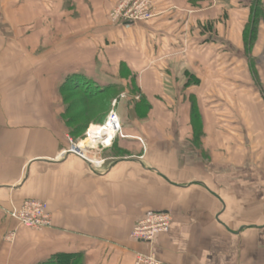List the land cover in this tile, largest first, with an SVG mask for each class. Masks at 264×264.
<instances>
[{"label": "crops", "instance_id": "0c3cea01", "mask_svg": "<svg viewBox=\"0 0 264 264\" xmlns=\"http://www.w3.org/2000/svg\"><path fill=\"white\" fill-rule=\"evenodd\" d=\"M118 1L0 0V264L61 252L83 254V264H134L139 251L162 264H264V21L248 56L251 0L230 1L240 24L233 17L222 34L220 12H204L217 0H153L151 20L113 24ZM237 61L247 85L233 72H201ZM75 73L108 93L135 85L150 105L147 119L124 123L101 169L63 154L61 86ZM209 78L228 90H205ZM28 198L49 203L51 227L26 228L7 213ZM153 211L172 214L169 231L133 240Z\"/></svg>", "mask_w": 264, "mask_h": 264}, {"label": "built area", "instance_id": "2783aa9c", "mask_svg": "<svg viewBox=\"0 0 264 264\" xmlns=\"http://www.w3.org/2000/svg\"><path fill=\"white\" fill-rule=\"evenodd\" d=\"M154 16L153 0H119L109 12V19L113 24L146 22L154 18ZM117 103L118 101L115 99L112 103L113 108L103 124H110L109 126L113 128L114 133L107 136L96 148L99 146L103 148L110 147L115 139L125 136L123 125L116 110ZM80 144L77 145L73 139L68 138V147L63 151V154H75L88 161L94 168H103L106 159L92 155L90 147L82 149ZM7 213L26 228L41 230L53 225L49 203L42 199H24L19 206H13L10 210H7ZM172 220L173 216L170 212H149L137 221L131 232V238L151 244L158 234L169 231ZM16 235V231H10L6 234L5 240L12 243L16 239ZM134 264H162V262L152 251H139L135 254Z\"/></svg>", "mask_w": 264, "mask_h": 264}, {"label": "rangeland", "instance_id": "374dc122", "mask_svg": "<svg viewBox=\"0 0 264 264\" xmlns=\"http://www.w3.org/2000/svg\"><path fill=\"white\" fill-rule=\"evenodd\" d=\"M230 1H232V0L226 1L227 2V3L225 2L226 5H223V3H221L220 0H217L219 5L216 3L217 5H215V7H213L214 9L204 11L206 13L213 12V11L220 12V16H219L220 23L218 24L219 25L218 28H219V32H220L219 34L225 33L226 31L231 33V29L233 27L238 29V26L240 24V22H239L240 20L237 18V15H236V17H234L235 14L229 15L227 13V9L232 10L233 8H236L230 3ZM238 3H240V2L234 0V4L237 5ZM201 5H202V2L197 7H200ZM206 7L207 6L204 4L203 9H205ZM233 17L235 19H238V21L235 23L236 26H234V24H233V27H232L231 26V24H232L231 20L233 19ZM236 30H235L234 37H235V40L238 41V40H240V34H239V31L237 30L238 31L237 32ZM233 33H234V31H233ZM254 47L255 46H253V49L251 50L252 54L253 53L255 54L256 52L259 51L258 47H256V48H254ZM235 57H236V59L237 58L241 59L240 57H242V53H239V51H237L235 54ZM239 62H241V61H237L236 65L234 67L230 66L229 68H227L228 64H226V63L220 64L218 67L219 68L218 71H216L215 64L214 65L209 64L206 66L204 64L201 72L203 75H205V74L210 75V72H215V73L219 72V74H225V75L229 72H233L235 75H238L241 77L242 83L243 82L246 83L247 79H248V78H246V75L248 74V72L246 71V69H244L245 66L241 65L242 63L238 64ZM226 69H229V70H226ZM245 85H247V83ZM251 85H252V83H251ZM203 87L207 91L212 89V88L214 89V87H215L217 90H219L220 93H225L228 90V87L226 86V84L221 82V79L218 83V82H214V81L212 82V80H210V78H209L208 81L203 82ZM61 94L63 97L65 108H66V105H68V104L71 105L72 102H77L82 97L81 95H75V96L68 97V100H64V94L62 92H61ZM115 99L118 101L117 106H116V110H117V113L120 117L122 125H124V123H127V124L131 123L132 121H134L136 119L139 121L147 119L146 109H143V108L140 109L139 107L138 108L135 107L136 102L138 101V99H140V96H138L136 94V92L133 90L132 86L130 85L126 89H121V90H118L116 92H110V93H107L106 95H104L100 99L101 101H99L98 104H96V105L94 104L92 106V108L88 114V115H90V118L93 120V122L89 124V126L87 127L86 130L80 129L77 132V134H75V136H72L68 130V132H69L68 138L73 139L77 145H79L83 141H86L87 139L90 140V143L96 144L97 140L95 138H93L92 127L94 125L102 126L106 122L108 115H109L111 109L113 108L112 103ZM220 100H221V98H220ZM211 102L212 101H211L210 97H202V104L204 106H206L207 108L210 106ZM71 108L72 109L69 111V113H67V114L64 113L63 119H64V117H65V119L66 118L68 119V118L74 116V114L75 115L79 114L78 116H80L81 118L76 119V121L72 124L73 127H76L81 122H84V119L86 118V107L83 104H78L75 108L74 107H71ZM65 125H66V123H65ZM91 125H93V126H91ZM90 126H91V128H90ZM66 127H67V125H66ZM89 129H90V131L88 132ZM88 135H90V136H88ZM109 148L110 147L103 148L102 146H99L98 148H90V151H91L92 155H94L98 158L106 159L103 155H104L105 151H107Z\"/></svg>", "mask_w": 264, "mask_h": 264}, {"label": "trees", "instance_id": "16d2710c", "mask_svg": "<svg viewBox=\"0 0 264 264\" xmlns=\"http://www.w3.org/2000/svg\"><path fill=\"white\" fill-rule=\"evenodd\" d=\"M203 1L205 0H188V2L194 7L199 6V4ZM263 21L264 1L251 0L249 19L243 31V38L246 47L245 52L248 56L250 55L251 50L253 49V46L257 40L258 30L261 22ZM252 73L254 74V76H257L256 70H253ZM132 88L137 93V95L140 96V99L136 102L135 107L137 108L138 106H142L146 110H149L150 105L145 101V99H142L141 94L136 86L132 85ZM109 89L111 88L106 87L102 89L101 87L96 86L94 82L89 78H86V80H82L81 76L77 73L69 76L68 80L64 82V84L61 86V92L64 94V100H68V97L75 95L82 96L81 99H79L77 102H72L71 105H66L65 113H69V111L72 109L71 107L75 108L78 104H83L86 107V118L84 119V122H81L76 127H73L72 124L76 121V119L81 118L80 116H78L79 114H74V116L68 119H65L64 117L65 123L72 136H75V134H77L80 129L86 130L89 124L93 122V120L90 118V115L88 114L92 106L94 104H98V102L101 101L100 99L108 93ZM192 99V113L195 116L197 115L198 117L199 110L197 107V102L196 100H194V98ZM83 258V254L81 253L61 252L53 254L48 259L38 264H83Z\"/></svg>", "mask_w": 264, "mask_h": 264}, {"label": "bare ground", "instance_id": "6f19581e", "mask_svg": "<svg viewBox=\"0 0 264 264\" xmlns=\"http://www.w3.org/2000/svg\"><path fill=\"white\" fill-rule=\"evenodd\" d=\"M110 124H107V125H102V126H99V125H94L92 127V133H93V138L95 137V139L97 140L96 141V144H93V143H90V140L87 139L86 141H83L81 144H80V147L83 149V148H96V146L100 143V142H103L105 140V138L107 136H110L114 133L113 131V128L109 126ZM91 128V127H90ZM90 131V129L88 130V132ZM90 134V133H89ZM90 136V135H88ZM89 138V137H88Z\"/></svg>", "mask_w": 264, "mask_h": 264}]
</instances>
